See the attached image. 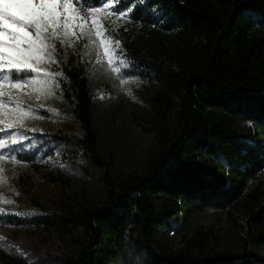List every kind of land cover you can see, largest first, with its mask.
<instances>
[{
    "label": "trees",
    "instance_id": "trees-1",
    "mask_svg": "<svg viewBox=\"0 0 264 264\" xmlns=\"http://www.w3.org/2000/svg\"><path fill=\"white\" fill-rule=\"evenodd\" d=\"M122 3L132 10L121 44L153 81L144 98L159 120L156 151L138 174L105 167L103 198L66 212L63 223L79 230L66 264H110L127 240L144 252V264H264L257 254L264 251V180L257 179L264 168V0ZM61 71L80 141L102 166L83 66L69 62ZM242 199L253 210L237 251L213 247L199 232L182 248L162 247L186 218Z\"/></svg>",
    "mask_w": 264,
    "mask_h": 264
},
{
    "label": "rangeland",
    "instance_id": "rangeland-1",
    "mask_svg": "<svg viewBox=\"0 0 264 264\" xmlns=\"http://www.w3.org/2000/svg\"><path fill=\"white\" fill-rule=\"evenodd\" d=\"M88 3L94 5L103 0H88ZM117 6L122 11L129 7L121 3L109 4L108 8ZM108 8L95 17L84 9L77 10L86 17V30L92 28L95 19L107 29L103 36H110L121 44L128 15L113 16ZM76 31L78 35L79 30ZM91 39L94 43L87 37H70L71 46L56 41L55 59L59 65L49 66L46 59L39 67L57 72L69 62L82 64L92 95L90 117L102 166L91 161L80 141L84 136L83 128L73 115L72 105L64 97L57 77L49 81L50 88L41 83L13 91L11 100L20 102L27 114L25 127L9 130L4 126L8 123L6 119L4 125H0V140H7L10 146L0 149V155L5 157L0 161L4 169L0 174V196L4 198L0 201V209H3L0 264H66L79 233L77 228L63 223L66 212L103 198L101 176L105 167L121 175L138 174L144 170L147 158L156 151L159 120L144 98L153 81L121 44V55L131 62L129 68L122 69L127 83L121 85L116 74L107 68L108 59L99 46L94 28ZM159 39H149V42L164 41ZM108 43L111 48V41ZM143 52L150 56L146 45ZM158 58L167 61L163 53L158 54ZM4 99L8 101L9 97ZM13 138L17 140L16 145H11ZM257 179L264 180V168ZM251 210L253 208L242 199L223 210L206 209L196 213L180 226L173 227L162 247L182 248L188 237L199 232L213 247L237 251L239 233L251 225ZM123 246L119 257L110 264H144L145 254L137 245L127 240ZM257 254L264 262V251Z\"/></svg>",
    "mask_w": 264,
    "mask_h": 264
},
{
    "label": "snow or ice",
    "instance_id": "snow-or-ice-1",
    "mask_svg": "<svg viewBox=\"0 0 264 264\" xmlns=\"http://www.w3.org/2000/svg\"><path fill=\"white\" fill-rule=\"evenodd\" d=\"M122 2L123 0H103V3L93 5L88 0H0V125H4L6 119L8 123L4 126L9 130L25 127L27 113L20 102L11 100L13 91L18 92L27 85H49L50 80L62 76V71L50 72L39 66L46 59L49 66L59 65V61L55 59L56 41L61 45L67 43L71 46L70 37L76 36L77 39L87 37L90 43H94L91 39L93 28L100 41L99 46L108 59V70L116 74L121 85L127 83L122 69L129 68L131 62L121 55L123 49L120 42L110 36H103L107 29L98 25L95 19L92 20V28L86 30V17L77 10L84 9L95 17L108 8L109 4L119 5ZM131 10V6L123 11L118 6L108 8L109 13L117 17L127 16ZM6 96L9 97L8 101L4 99ZM16 144L17 140L13 138L11 145ZM7 147H10L8 141L0 140V149ZM4 159L0 155V161ZM3 171L0 167V174ZM0 201H4L2 196ZM2 213L3 209H0V214Z\"/></svg>",
    "mask_w": 264,
    "mask_h": 264
}]
</instances>
